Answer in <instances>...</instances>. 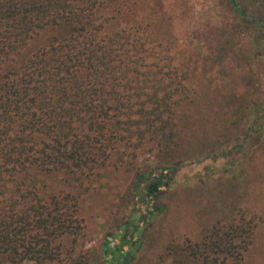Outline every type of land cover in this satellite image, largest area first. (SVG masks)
<instances>
[{"label": "trees", "instance_id": "trees-1", "mask_svg": "<svg viewBox=\"0 0 264 264\" xmlns=\"http://www.w3.org/2000/svg\"><path fill=\"white\" fill-rule=\"evenodd\" d=\"M191 1L0 0V264H133L176 170L197 69L228 89L221 101L242 90L207 155L242 173L264 147V0H205V23L183 31ZM142 152L171 163L126 169L127 219L97 254L79 249L81 196L111 157L121 168ZM235 214L168 242L157 264H241L257 223Z\"/></svg>", "mask_w": 264, "mask_h": 264}, {"label": "rangeland", "instance_id": "rangeland-1", "mask_svg": "<svg viewBox=\"0 0 264 264\" xmlns=\"http://www.w3.org/2000/svg\"><path fill=\"white\" fill-rule=\"evenodd\" d=\"M207 6L205 0H192L189 16L180 25V30L191 31L201 26L197 25L199 20L205 23L206 17L202 13ZM184 37L179 36V44ZM196 71L193 77L195 98L187 108L179 146L173 150L176 170L167 189L156 195L157 210L144 226L133 264H157L168 242L181 238L196 241L214 223L233 221L237 217L236 210L253 216L257 223L241 264H264V147L242 173L225 171L224 158L213 159L207 155L209 145L206 141L210 143L225 132L226 108L236 107L242 90L238 92L235 87L237 96L221 101L228 89L224 92L212 72L199 74V69ZM163 158L164 162H160ZM115 162L111 157L102 168L101 187L93 185L79 200L78 217L83 230L76 244L90 255L97 254L103 235L112 233L124 222L132 208V200L127 195L135 175L125 170L130 166L139 169L171 163L168 155L159 157L155 152H142L133 165L124 162L121 168ZM94 188L96 191L92 192Z\"/></svg>", "mask_w": 264, "mask_h": 264}]
</instances>
